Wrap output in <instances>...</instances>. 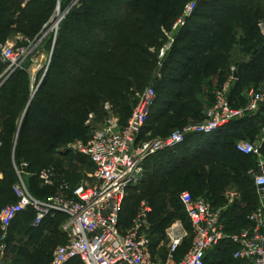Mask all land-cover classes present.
I'll return each mask as SVG.
<instances>
[{
    "label": "trees",
    "instance_id": "1",
    "mask_svg": "<svg viewBox=\"0 0 264 264\" xmlns=\"http://www.w3.org/2000/svg\"><path fill=\"white\" fill-rule=\"evenodd\" d=\"M12 1L0 0V26ZM186 1L82 0L61 23L50 64L33 98L30 97V74L26 68L22 67L9 76L0 89V173L3 175L0 178V211L5 205L17 201L13 192V185L17 181L15 166L19 167L23 162L28 163L26 171L32 175L28 186L35 197L47 199L55 192V188L41 187L39 183L38 189L47 192V196H42L36 192L33 183L40 182L35 177L42 169L54 167L51 163L54 161L56 147L72 143L87 134L85 117L80 116L77 124H72L66 120L68 113L78 106L83 107L90 101H101L108 96L126 100L129 89L141 88L149 82L156 63L150 49L161 46V28H172L173 23L181 17ZM201 2L200 5L198 2L195 13L177 35L176 46L165 65L163 77L151 78L157 88L163 91L159 94L155 88L157 102L145 127L143 139H146V131L156 130L164 137L165 130L180 127L187 124L190 118L201 116L205 108L200 99L203 83L216 77L222 80L229 70L228 60L215 49L225 37L218 28L226 25L235 29L241 18L250 13L256 23L254 27L250 26L247 33L255 32L259 35L260 48L254 49L250 58L237 64L239 70L235 73L236 79L230 92L232 105L241 107L245 101V90L251 86L258 88L264 81V38L258 28V21L264 17V0ZM176 54L179 57L176 58ZM76 112L78 115L79 110ZM156 123L159 125L157 129L154 126ZM263 128L264 105L258 114L232 121L226 128L212 135L189 137L187 141L193 137L206 140V144L200 148L194 146V151L200 153H193L190 160H187V156L180 159L171 156L175 149H169L150 158L145 166L160 154L170 153V158L165 162L171 167L155 176V180L160 181L158 186L163 188L169 184L175 189L186 188L194 197H207L216 208L225 203L223 191L229 182L242 185L244 190L241 201L232 204L223 213L227 230L238 232L249 224L247 215L256 208L258 197L254 181L249 175L252 194H249L250 186L245 184V177L241 176L239 170L232 174L226 172L225 168H229V159L232 162L242 157L254 159L236 150L237 142H234L233 135L238 131H245L246 134L260 133ZM49 132H52L51 139L47 141L45 135ZM254 164L249 165L247 174ZM59 180L68 182L65 179ZM69 184L76 186L78 180ZM165 201L161 208L166 207L172 199L166 197ZM29 215L32 217L29 232L33 239L39 242L48 227L56 226L63 235L60 244L65 242V234L60 229L66 219L64 214L57 213L48 217L36 227L33 225L35 214L29 209L20 213L11 225L20 217L25 218L22 223L26 225L29 223L26 220ZM185 241L179 257L190 246L191 241ZM222 246L231 247L234 251L231 243H223L210 254ZM233 251L232 260L225 255V251L221 255L216 254L211 264H242L234 259ZM38 253L41 264H50L52 255L48 257L43 249H39ZM210 254L207 264L210 263ZM72 262L83 264L80 260L69 263Z\"/></svg>",
    "mask_w": 264,
    "mask_h": 264
},
{
    "label": "built area",
    "instance_id": "2",
    "mask_svg": "<svg viewBox=\"0 0 264 264\" xmlns=\"http://www.w3.org/2000/svg\"><path fill=\"white\" fill-rule=\"evenodd\" d=\"M197 0L185 5L181 17L175 24L180 29L193 16ZM65 18L58 15L57 28ZM258 28L264 38V17L258 21ZM169 42L161 49L163 57L175 41L165 32ZM21 43L7 42L0 45V56L6 68L0 74V88L4 81L23 63L33 42L21 38ZM161 78V75H158ZM232 80L229 79L216 91L214 104L207 108L204 119L175 129L166 137L145 140V127L157 102V92L152 85L140 95L133 112L124 126L112 123L97 130L79 152L95 166L90 181L71 186L61 181L54 167H47L37 173L41 187L55 188L47 199L35 197L25 179L28 163L16 166L17 181L13 192L17 201L5 205L0 211V264H6L8 252V229L16 217L27 210L35 214L34 226L53 217L64 214L66 219L60 229L65 242L53 251L50 264H67L80 260L83 264H207L210 252L222 245L234 246L233 257L242 264H264V128L259 141H239L236 150L252 156L255 164L248 170L253 179L258 197L256 208L247 215L248 225L238 232H229L223 217L225 210L241 200V194L230 191L226 202L214 207L207 197H194L189 191L180 193V202L190 220L193 237L183 256L180 249L187 233L180 222L167 229V240L163 255L154 254L153 240L149 233V216L152 208L143 203L132 227L124 230L121 212L130 187L140 178L146 162L159 153L176 149L191 136H209L226 128L232 121L253 116L264 105V83L257 91L251 89L249 103L234 107L230 101Z\"/></svg>",
    "mask_w": 264,
    "mask_h": 264
},
{
    "label": "rangeland",
    "instance_id": "3",
    "mask_svg": "<svg viewBox=\"0 0 264 264\" xmlns=\"http://www.w3.org/2000/svg\"><path fill=\"white\" fill-rule=\"evenodd\" d=\"M81 1L82 0H13L8 5V13L3 24L0 26V45L7 42L21 43V38H27L33 42V46L35 47L30 49L31 51L23 63V68H26L30 74V97L35 94L41 80L46 74L61 23L72 12V10L81 4ZM190 1L191 0H187L185 5ZM197 1L199 2V5L202 3V0ZM262 6V13H264V2ZM60 11L61 13H65V18L60 22L57 28H54ZM45 17L47 18V21H44ZM176 22L177 20L173 23V26L170 29H166L165 27L161 28L162 37L159 39L161 46L152 47L150 49L156 59L155 67L152 71L153 77L158 76L159 74L163 77L165 65L168 64L169 56L173 54V47L176 46L177 35L184 27L183 26L178 30L175 29ZM255 23L256 19H254L250 13L241 18L235 29L229 28L226 25L218 28V31L225 35V37L222 42L220 41L215 49L219 54L228 60L227 66L229 67V70L225 72L222 80L221 78L216 77L212 79L210 78L209 81L206 80L205 83H203L200 99L204 103L205 108L201 113L202 117L198 116L196 118H190L187 124L196 123L204 119L205 110L214 104L216 91L231 78H233V85V82L236 79L235 73L239 70L237 69V64L250 58L254 49L260 48V40L258 38L259 35L255 32L254 34H249V32L247 33V30L251 29L250 26L253 25L254 27ZM165 32L173 36L175 41L172 43L171 49L168 50L163 57H161V49L170 40ZM2 36L5 38H2ZM175 57L177 58L179 55L176 54ZM4 67L5 63L2 62L0 56V73L5 69ZM151 78L149 82H146L141 88L135 87L133 89H129L126 93V100L119 99L116 96H108V98L101 101L98 99L96 101L88 102V104L83 107L78 106L77 108H74L75 110L72 109V111L68 113L66 120L72 124H77L78 118L83 115L85 117L84 126L87 127L88 132L82 138H79L72 143L56 147L53 157L54 161L51 164L54 166L57 178L65 179L69 183L75 182L76 180H78V183L91 180L90 178L95 173V166L88 160L87 157L79 152L81 146L87 144L93 134L99 129L105 128L112 123H116L118 126L126 125L140 95L144 92L147 86L152 85L160 94L163 91L162 88H157V84L154 83V81H151ZM263 83L258 88L251 86L245 90V101L242 102V106H246L249 103L250 90L256 89L258 91L262 87ZM164 96L167 98L169 97V95ZM76 110H79L78 115L76 114ZM185 125L165 130V132H163L164 137L168 136L175 129H180ZM154 126L156 129L159 128L157 123L154 124ZM51 134L52 132H49L45 135L47 141L51 139ZM258 135V132L246 134L245 131H238L233 135V140L235 143L239 141L256 142L261 139ZM160 137H162L161 134H159L156 130H153L150 135H146L145 140ZM203 139L204 138L199 137L190 138L186 143L179 146L178 149H175L171 156H178L179 159L182 156H187V160H190V156L193 153H200V151H194V146H197L196 148H200L206 144V140ZM168 154L170 153L164 152L160 154L144 167L140 178L131 186L121 212V225L122 228L126 230L132 227L140 206L143 203L150 204L152 212L149 216V233L153 238L155 245L154 252L158 255H163L167 240V229L174 223L180 222L182 224L187 233L186 243L191 241L193 237V229L190 220L180 204L181 202L179 197L182 191H191L186 188L175 189L169 184L168 186L160 188L158 186L160 181L155 180V176L162 174V171L171 167L168 162H165L168 161V158H170ZM70 156H73V159H70ZM226 157L229 159L228 155ZM253 162H255L254 159L245 157H242L235 162H232L229 159L227 164L229 168H233V170L231 171L228 167L225 168V171L228 173L234 174L238 170L241 172V176L245 177V184L250 186L249 194H252L251 188L253 187L248 179L247 169ZM207 170H209V168ZM30 176L32 175L28 171L27 174H25V179L28 184ZM35 178L38 180L37 176ZM39 183L40 182L38 181H34L33 183L36 192L42 196H47V192H43L38 189L37 186ZM233 190L242 194L244 189L242 185L231 181L224 188V197L228 192ZM207 191L208 190L205 192ZM166 197L172 199V202L167 204L166 207L161 208V205L166 202ZM224 199L226 202V197ZM23 219L25 218L20 217V219L16 220L8 229L9 248L6 254V264H41L38 253L39 249L45 250L48 257H51L55 248L63 241V235L60 231H58V227H48L43 238L38 242L31 237L29 232V224L32 222V217L30 215L26 217L27 222H29L26 225L22 223ZM187 248L188 246L186 249ZM225 251V255L228 258L230 257L232 260L233 250L231 247L222 246L210 254L209 264L214 261L216 254L221 255ZM67 264H74V262Z\"/></svg>",
    "mask_w": 264,
    "mask_h": 264
},
{
    "label": "crops",
    "instance_id": "4",
    "mask_svg": "<svg viewBox=\"0 0 264 264\" xmlns=\"http://www.w3.org/2000/svg\"><path fill=\"white\" fill-rule=\"evenodd\" d=\"M235 78H236V74H235ZM245 93H246V91L244 92V96H245ZM241 107H244V106H241ZM151 132L152 131H146L145 132V136L146 135H150L151 134ZM260 138H262V136H263V129L260 131V133H259V135H258ZM2 173H0V178H2ZM241 201V200H240ZM240 201H237V202H235L234 204H236V203H238V202H240ZM231 206V205H230ZM228 209H230V207H228L226 210H225V212L228 210ZM154 250V249H153ZM154 254H156L155 252H154Z\"/></svg>",
    "mask_w": 264,
    "mask_h": 264
},
{
    "label": "water",
    "instance_id": "5",
    "mask_svg": "<svg viewBox=\"0 0 264 264\" xmlns=\"http://www.w3.org/2000/svg\"><path fill=\"white\" fill-rule=\"evenodd\" d=\"M9 79V77L4 81V83H6V81ZM41 82H42V80H41ZM41 82H40V84L39 85H41ZM4 83L2 84V86L4 85ZM1 86V87H2ZM39 87V86H38ZM1 89V88H0ZM34 96V95H33ZM33 96H32V98H33ZM31 101H32V99H31ZM31 101H30V103H31ZM29 103V104H30ZM28 108H29V105H28V107H27V109H26V112H25V114L27 113V111H28Z\"/></svg>",
    "mask_w": 264,
    "mask_h": 264
},
{
    "label": "bare ground",
    "instance_id": "6",
    "mask_svg": "<svg viewBox=\"0 0 264 264\" xmlns=\"http://www.w3.org/2000/svg\"><path fill=\"white\" fill-rule=\"evenodd\" d=\"M59 13V12H58ZM61 14V11H60V13H59V15Z\"/></svg>",
    "mask_w": 264,
    "mask_h": 264
}]
</instances>
